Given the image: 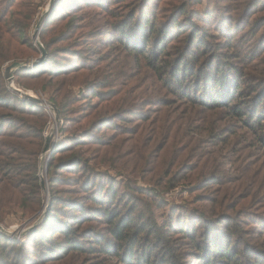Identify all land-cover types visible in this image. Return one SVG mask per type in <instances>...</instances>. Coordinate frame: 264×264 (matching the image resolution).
Segmentation results:
<instances>
[{"label": "trees", "instance_id": "obj_1", "mask_svg": "<svg viewBox=\"0 0 264 264\" xmlns=\"http://www.w3.org/2000/svg\"><path fill=\"white\" fill-rule=\"evenodd\" d=\"M205 1L57 0L39 33L45 58L14 81L60 112L48 208L19 238L0 231V264H264V13L251 18L264 0H235L237 17ZM37 6L0 0V224L29 220L44 203L48 115L3 77L6 63L39 55ZM242 25L238 38L227 32ZM98 37L126 64L101 65ZM87 96V110L73 108ZM133 117L136 144L124 150L118 121ZM176 188L201 192L199 204L169 202Z\"/></svg>", "mask_w": 264, "mask_h": 264}, {"label": "rangeland", "instance_id": "obj_2", "mask_svg": "<svg viewBox=\"0 0 264 264\" xmlns=\"http://www.w3.org/2000/svg\"><path fill=\"white\" fill-rule=\"evenodd\" d=\"M34 1L38 4V6L36 8V11H35L33 19H32V23L30 25V38H31L32 42H33L32 32H33V30L35 28V25H36L40 15L45 11V8H46V6H47V4L49 2L48 0H34ZM155 1H158L160 3V1H162V0H155ZM218 3L221 4V5L224 4L226 6V8H229L231 10L230 14H232V16L237 17L238 14L241 12V7L239 9H237L239 4H240V2H236L235 0H207V1H205V5H206L207 8L214 7L215 4H218ZM161 4L162 3H160V5ZM263 13H264V10H260L256 14L252 15L251 18H254L255 16H257L259 14H263ZM223 19L225 20V18H223ZM226 20L228 21L229 18L226 17ZM244 20L245 19H243V18L239 19V21H241L243 23H244ZM239 21H238V23H236V25L238 24V26H239ZM218 22L223 23V20L218 21ZM242 26H243V29H244L245 28L244 25H242ZM246 30H247L246 28H245L244 31H241V29L237 30V29H235V26H234L232 31H227V32H229L230 34H235L236 38H238L239 36H241L243 34L242 32H245ZM74 36H76V39L78 38V40L79 39L82 40V41H79V42H90L89 41L90 39H87L86 37H79V36H77V33H75ZM38 37H39V35H38ZM39 40H40V38H39ZM96 40H97L96 41L97 44L95 46H93V49L95 50V52H97L96 54H98L99 56H103V58H105V59H103V62L101 63V65H105V64L109 63L112 67H115L117 65V61L121 62V66L126 64L128 58L125 57V53L122 52V49H119V50L116 49L117 48L116 43H114L112 39L105 38V37L104 38L103 37H98V39H96ZM62 44H64V43H62ZM246 45H248L249 48H251L253 46L252 43L246 44ZM36 57L37 56H30L29 58H24L23 60H31V59L36 58ZM87 57H89V59H88L89 62H93L94 58H96V55H94V54L93 55H89V56L87 55ZM18 61H20V60H18ZM7 64L8 63H6L5 66ZM113 72H114V69H113ZM122 80H123V78H122ZM14 81L17 82L15 76H14ZM15 82H14V85H16L15 87H19L20 85L18 86ZM5 83H6V86H8L9 83L6 80H5ZM19 88H21L22 90L29 91V93L31 91L37 92L39 95L43 96L44 99L48 100V98L41 91H39V89L35 90V89L23 88V87H19ZM142 88L146 92L145 98H147L148 100H151L150 98L153 97L152 90L154 89L152 87V85H151V80L150 79H146L145 82L142 85ZM87 93H89V92L86 90L84 94L87 95ZM94 101H95L94 99H91L90 97L87 96V99L85 101H81L80 100L79 102L76 103V105H74L73 108H76V110L78 112H79V110L80 111L81 110H87L88 102L92 103ZM148 102L149 101H145V103L143 105H141V109L140 110H142L144 113L147 112V109H148V106H149ZM41 107L44 108V110L47 112V115H48V122H47L46 127H45V130H46L45 132L48 133L49 132L48 131V127L53 126V120L51 119V116H50V113H49L48 109H46L45 106H42V105H41ZM72 116H76V114H74ZM118 122L121 124V129H122V132H123L122 133V137L124 138V144H122V145H123V148L125 150V147H130V146L136 144L135 143L136 137H135L134 133L129 134V132L136 131L137 130L136 126L138 124H141V123L135 117H133L132 119H130L127 122H124V123H121L120 121H118ZM68 124H71V123H68ZM60 126H61V123L59 124V127ZM53 127H54V131H55V128H56L55 124H54ZM59 127H58V131H57V135L59 134L58 133L59 132ZM110 131L111 130H106L105 131V135H108L109 134L108 132H110ZM150 136H151V133H148L146 135V139L150 138ZM158 145H159V143H157V142H151L149 146L153 147V148H156V147H158ZM128 150L131 152L132 148H130ZM224 152H225V149H222L219 152V154H223ZM47 157H48V155L42 156V153L40 155L39 178H41V176H43L45 181H46V173L44 172V168H46ZM41 167H42V170L40 171ZM226 169H229L228 165H226ZM150 170H151V165L149 164L148 167H147V170L145 171V173L147 174L148 178H152L153 177V174L150 173ZM234 174L235 173L232 171V169H229V171L226 173L227 176H233ZM140 182H142V181H140ZM146 183H148V182H146ZM46 186H47V181H46ZM47 191H48V186H47ZM47 193L43 190V194H44L43 202H44V205L49 202V193L48 194ZM207 194L213 195V193H210V192L207 193ZM200 195H201V192H190V193H187V191H181L180 188H176V189L171 190L170 192H168L166 197L168 198L167 200L169 202L174 203L175 205L184 203V204H187L189 206H196L199 203H196L194 201L197 200V197L200 196ZM47 197H48V202H47ZM44 209H45V207H44ZM39 214H38V216H40ZM37 217H35V218H37ZM27 220H25V221H27ZM22 223H23V221L20 222L19 219L17 218V215H14L11 218H9L8 220L4 221V223H2V225H3L4 229H6V231L8 232V233L6 232L5 234H7L8 236H11V237H15L13 235H10L9 232L14 233L17 230H20L23 227ZM30 223L32 224L33 222H30ZM190 263L194 264L193 263V259H190Z\"/></svg>", "mask_w": 264, "mask_h": 264}, {"label": "water", "instance_id": "obj_3", "mask_svg": "<svg viewBox=\"0 0 264 264\" xmlns=\"http://www.w3.org/2000/svg\"><path fill=\"white\" fill-rule=\"evenodd\" d=\"M56 2H57V0H49L47 6L45 8V11L40 15V17H39V19L35 25V28L32 32V39H33V42L35 43V45L37 46V48L39 50V56L36 58H33L31 60H20V61H13V62L8 63L3 68V77L8 83H10L11 81H14V76H15L16 71L35 66L38 63H40L41 61H43V59L45 58L46 50L42 46V43L40 42L38 35H39V32H40L41 28L43 27L46 19L48 18L49 14L52 12ZM13 90L17 94L21 95L24 98H27L28 100H31V101L39 104V105H42V106H45V104H48L53 109L54 114H55V119L57 121L56 129H55V131H50L45 135V142H44V146L42 149V156L48 155L51 152V150H52V148L56 142L55 133H57L59 124L61 123L60 112H59L58 108L54 104H52L50 101H48L44 98H40L38 95L32 96V95L28 94V91H26V90H22L21 88H14ZM41 170H42V167L40 168V171ZM44 172L46 173V168H44ZM40 184H41L42 189L47 193L48 191H47L46 181H45L43 176H41V178H40ZM47 202H48V197H47ZM48 203L45 205L43 203L41 210L38 212V214L40 213L39 214L40 216H38V214H36V215L32 216L27 221V223L33 222L32 224L30 223L29 225L26 226V228H21L20 230H17L14 233L9 232V234L13 235V236H16L17 234H19V236H22L26 232H28L32 228H34L35 225L37 223H39L41 221V219L43 218V216L45 215L46 210L48 208ZM44 207H45V209H44ZM35 217H37V218H35ZM0 231L4 232V233L7 232L6 229H4L2 224H0Z\"/></svg>", "mask_w": 264, "mask_h": 264}, {"label": "bare ground", "instance_id": "obj_4", "mask_svg": "<svg viewBox=\"0 0 264 264\" xmlns=\"http://www.w3.org/2000/svg\"><path fill=\"white\" fill-rule=\"evenodd\" d=\"M10 86L12 87V88H19V87H15L16 85H14V81H11L10 82ZM28 94H30V95H32V96H36V94H34V93H28ZM45 106H46V108H48V110H49V113H50V116H51V119L53 120V126H54V124H55V127H56V125H57V121H56V119H55V114H54V111H53V109L51 108V106L50 105H48V104H45ZM53 126H51V127H48V131L50 132V131H54V127ZM56 129V128H55Z\"/></svg>", "mask_w": 264, "mask_h": 264}, {"label": "built area", "instance_id": "obj_5", "mask_svg": "<svg viewBox=\"0 0 264 264\" xmlns=\"http://www.w3.org/2000/svg\"><path fill=\"white\" fill-rule=\"evenodd\" d=\"M49 1V0H48ZM34 43V42H33ZM34 45H35V43H34ZM36 46V45H35ZM37 47V46H36ZM10 90H12V89H14V88H12L11 86H10V83L8 84V86H7ZM13 91V90H12ZM32 93H34V94H36V96L38 95L40 98H44L43 96H41V95H39L37 92H33V91H31ZM28 93H29V91H28ZM19 95V94H18ZM20 97H22L21 95H19ZM45 108H46V106H45ZM46 109H48V108H46ZM49 111V110H48ZM47 133L45 132V135H46ZM55 136H56V140H57V138H58V135H57V133H55ZM28 221V220H27ZM27 221H25V222H23L22 224V228H26V226L29 224V223H27ZM20 236H19V234H17L16 236H15V238H19Z\"/></svg>", "mask_w": 264, "mask_h": 264}]
</instances>
